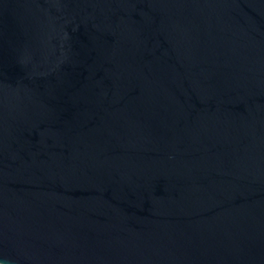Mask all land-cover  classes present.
I'll return each mask as SVG.
<instances>
[{
	"label": "water",
	"instance_id": "water-1",
	"mask_svg": "<svg viewBox=\"0 0 264 264\" xmlns=\"http://www.w3.org/2000/svg\"><path fill=\"white\" fill-rule=\"evenodd\" d=\"M0 264H264V0H0Z\"/></svg>",
	"mask_w": 264,
	"mask_h": 264
}]
</instances>
